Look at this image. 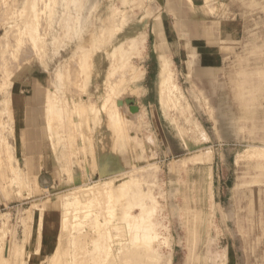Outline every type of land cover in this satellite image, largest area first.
<instances>
[{"label": "rangeland", "instance_id": "1", "mask_svg": "<svg viewBox=\"0 0 264 264\" xmlns=\"http://www.w3.org/2000/svg\"><path fill=\"white\" fill-rule=\"evenodd\" d=\"M15 1L0 0L1 35ZM56 1L37 5L27 55L3 60L0 53V100L12 96L0 110V264H166L158 255L163 228L152 236L160 221L172 235L171 264H187V256L189 264H264V0H85L86 21L72 28L63 27V5L52 12ZM228 21L240 25L237 46L210 70L203 52ZM140 33L145 48L130 63L132 76L145 75L122 85L129 87L118 100L128 107L124 124L112 123L98 100L73 136L60 116L52 129L47 100L57 84L69 86L64 68L84 76L78 95L95 98L110 65L104 49ZM80 37L91 41L71 58ZM157 41L174 60L196 130L161 108ZM225 92L236 105L230 121L219 108L230 99ZM134 170L156 172L155 182L141 177L147 181L132 190L125 182ZM95 185L102 192L87 196ZM149 197L155 207L142 217Z\"/></svg>", "mask_w": 264, "mask_h": 264}, {"label": "bare ground", "instance_id": "2", "mask_svg": "<svg viewBox=\"0 0 264 264\" xmlns=\"http://www.w3.org/2000/svg\"><path fill=\"white\" fill-rule=\"evenodd\" d=\"M40 1L41 0H16L14 2V5H15V3H17V5L16 6L13 5L12 6L13 9H11L13 11L15 10L14 13H16V14H11V12H9L10 10L8 9L9 10L8 12L10 13V15H15V16L10 18V20L7 18L11 22H9L8 20H4L5 22L6 21L9 22V25L5 26L4 35L0 34V51H2L0 53H1V55L3 54V56H2L3 60H8L10 58H15V59L19 58L20 59V57L23 55V53H25L27 51V49H26L27 48V44H29V42H31V41H32L31 44H33V40H32L33 37H34L33 29H35L33 27L34 26L33 25V20H34V17L36 15L35 9H36L37 5H39ZM59 4L63 5V7H64L63 15L67 16V19H65V21H63V23H64L63 27L72 28V27H74V25H77L76 23H80L79 26H82L83 21L84 22L86 21L85 20L86 18L84 17L85 0H57L54 5L51 4V5L54 6L52 12L54 11L55 13H59V9L55 8ZM27 5H31L32 10H28L27 8H29V7H26ZM13 11H12V13H13ZM9 13H8V15H9ZM8 15H7V17H10V15L9 16ZM63 15H61V18H62ZM81 18H82L83 21L81 20ZM4 21H2V22H4ZM45 33H47V32H45ZM48 35H49V33H48ZM83 36H85V35H83ZM92 37L95 39L94 36H92ZM34 39H36V38H34ZM78 39L80 40V43H79V45L77 47H75L72 50L71 58H73V57L75 58L76 55L82 53L85 49L87 50V44L90 43V41H91L90 37L89 38L88 37L87 38L86 37H80ZM146 41H147L146 35L144 33H140L137 36H126L125 38H122L121 40H119L116 43L115 42H111L110 45L107 47V49L106 48L104 49L107 52V57L106 58H107V60H109L110 65H109V68L107 69V71L105 72V74L103 75L102 83L100 82L101 83L100 85L96 84L97 85V95H96L95 98H93V96L91 94H89L88 96L91 95L90 97L83 96V97H85V99H86L85 100L80 95H78L77 94L78 91L81 92L80 90H82V89H85V91H86V88H87V87L85 88V86H84V88H81L80 87L81 84H79L83 80L82 78L84 76L82 78H80L82 75L77 76L78 74H76V70H78V69H74L73 70V69H69V68H64L65 71H69V73H68L69 74V78H68L69 79V86L67 88H64L63 84H61V85L57 84L56 87H55L56 90L54 91L56 93L49 91L50 93L48 95V100H47L48 112L51 114V116L49 118L54 117L53 121L51 122L52 123V129L55 127V126L53 127V125L54 124H57V125L60 124V121H61L60 119L63 118L65 120V123H66V124L64 123L65 127L67 125V128H65L63 132L67 131V133L69 135L73 136V134H75L74 131L77 128L81 129V127H79V124L81 122H80V120H77V119L78 118L81 119V117H83L86 113H89V112L91 113L96 108V106L98 107V105H97L98 104V100H102L101 101L102 102L101 104L103 105L102 107L106 108V112L108 113V117L110 118V121L113 123L114 121H117V120L120 121L121 120L120 123L122 124L126 120L125 118H127V117H125V113L128 111V107L126 106L127 104L123 105L121 107L118 106V100H119L120 96L122 94H125V91H127L129 89V87H128V89H125L126 86H124V88H123L122 85H124L125 83H130L134 79L138 81V80L144 78L143 77V75H145L144 74V70H141L139 72L137 71L136 72L137 74L135 73V76H132V73H133L131 71L132 63H130V59H131L133 54H136L137 56L138 55L141 56L142 52L140 53V51L145 48ZM93 42H95V41H93ZM161 44L162 43L160 41H157L156 42V47H155L156 53H157V55L159 57V63H160V72H159L160 81H159V84H158V94H159V98H160L161 108L163 109V111L165 113L171 112V110H173V112L175 114L174 110H176L179 113V117L182 120L184 126L190 128V129L196 130V120L193 117V114L191 112V109H190L189 103L187 101V98H186L185 94L183 93L182 89L176 84V80H175L176 77L174 76L175 75L174 74V63H173V61L170 58V53L162 52V51H164V48L162 47ZM33 45H35V44H33ZM88 47H90V46H88ZM28 51H29V49H28ZM89 51H90V49H89ZM85 54L87 55V53H85ZM23 56H25V55H23ZM89 56L91 57L90 54H89ZM78 58H76V59H78ZM23 59H25V58L23 57ZM84 59H86V58H84ZM98 59H99L98 62H101V56L100 55H99ZM26 61H28V60H26ZM22 63H24V60L21 62V64ZM69 66H71V65H69ZM94 67L95 66H93V68ZM62 68H61L60 72H58V76H57L58 79H61V77L63 75L62 74V71H63ZM189 68H190V66H189ZM63 73H66V72L63 71ZM98 76H99V74H98ZM79 78L82 79V80H80ZM98 83H99V81H98ZM131 91L132 90H130V92H128V93H131ZM86 93L87 92H85V94ZM86 96H87V94H86ZM101 104H100V106H101ZM11 105H12V96H11V94L9 92L8 95L2 96V98L0 100V110L1 111H7L9 109V107H11ZM99 110L100 109H98V111ZM104 112H105V110H104ZM59 116L62 117V118H59ZM139 116L140 115H138V114L137 115L133 114L132 119L134 121L138 120ZM47 119H48V116H47ZM129 119H131V118H129ZM58 120H60V121L58 122ZM122 120H123V122H122ZM49 124H50V122H49ZM118 125H120V124H118ZM114 127H116V126H114ZM124 131H125V128H124ZM74 136H76V135H74ZM69 139L67 138V140H69ZM66 145H68V144H66ZM73 146H72V148H73ZM247 154L249 156L250 152L247 151L246 155ZM206 158L208 160H210V161L212 160V157L209 154H207ZM135 171L136 170H134V172H132V175L129 174L130 176H128L129 178L125 182L127 185L130 184V187H131L132 190L137 185L136 181H141L140 180L141 177L142 178L145 177V178L149 179V181H150V179H152V181L155 182L154 180L156 179V172L148 170L149 172H147V173L146 172L140 173V174L137 173L138 174L137 175V174H135L137 171L136 172ZM139 171L141 172V170H139ZM137 178H139V179L137 180ZM144 181H147V180L145 179L142 182H144ZM152 181H150V182H152ZM112 183H114V182H112ZM122 183H124V182H122ZM108 184H107V187H108ZM140 185H138V186H140ZM111 186H113V185L111 184ZM98 187L99 186H96V185L95 186H88L87 190L84 191V192H85V194L87 196H91L92 198H95L97 195H99L102 192L100 190V188H98ZM108 188H110V187H108ZM119 190H117V191H119ZM115 192H116V190H115ZM120 192H117V193H120ZM124 192H126V190ZM124 195H126V193H124ZM114 196H116V194ZM118 196H122V195L119 194ZM123 196H122V198H125V196L124 197ZM150 199H151V203H149V204H151V206L145 207L144 206L145 204L142 205V210L140 211L141 212L140 214H141L142 217H145L144 215H145L146 210L150 211V209L155 207V204H156L155 198H150ZM126 203H123V204L125 205ZM130 204H131V202H130ZM135 205H138V203L136 204V202H133L132 206H135ZM129 206H131V205H129ZM123 214L126 216L127 212L124 211ZM130 216H132V215H130ZM141 216H140V218H142ZM138 220L140 221V219H138ZM142 220H143V222L146 225H149L148 226L149 230L153 231V229L151 228L152 220L151 219H147V218H144ZM137 223L135 222V224H137ZM161 223L162 222L160 221V229L158 231L156 230L158 232V234L155 231L156 233H153L152 236L155 237V238H156V236L157 237L159 236V238H160V236H162V235L159 234V231H161V229L163 228V230L165 232V234H164L165 237L163 239L160 238V240L158 238L159 243L161 244V252L158 255L164 261H166L165 262L166 264H171V261L169 259V256H170L169 247H170V239L172 238V236H171L170 230L166 228L165 224H161ZM143 241H144V239H143ZM151 245H153V244L151 243Z\"/></svg>", "mask_w": 264, "mask_h": 264}, {"label": "crops", "instance_id": "3", "mask_svg": "<svg viewBox=\"0 0 264 264\" xmlns=\"http://www.w3.org/2000/svg\"><path fill=\"white\" fill-rule=\"evenodd\" d=\"M189 1L192 2L193 0H189ZM234 7L237 8L238 4L234 3ZM234 11L236 12V9H234ZM235 22L236 21H228L227 23H225L223 25L222 36L219 42L214 43L212 47L209 46L207 50L205 51L203 50L204 51L203 53L205 54V57H206L205 59L207 62L205 65L208 66V69L212 70V69L221 67L222 65L224 66L227 55L233 52V49L236 48L237 44L235 42L240 37L239 35L240 25H237V23ZM200 69H203V68H200ZM225 93H228V95L230 96V99L224 102V105L219 108H221L223 112L228 113L229 115L227 118H224L223 120L229 119L230 121V119L235 117L234 109H236V105H235V102H233L232 100L233 94L230 92H225ZM159 101H160V98H159ZM230 102H232L231 107L228 105V103ZM206 234H208V231H206ZM187 260H188L187 264H189L190 259L188 256H187Z\"/></svg>", "mask_w": 264, "mask_h": 264}]
</instances>
